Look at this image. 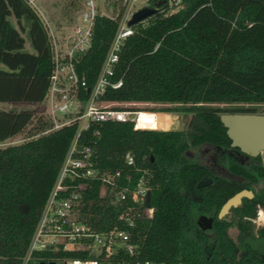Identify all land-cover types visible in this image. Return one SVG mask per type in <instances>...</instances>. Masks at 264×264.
<instances>
[{
  "label": "trees",
  "instance_id": "trees-1",
  "mask_svg": "<svg viewBox=\"0 0 264 264\" xmlns=\"http://www.w3.org/2000/svg\"><path fill=\"white\" fill-rule=\"evenodd\" d=\"M172 1L147 0L146 6L156 11L134 24L113 76L122 84L109 87L103 98L163 104L154 110L191 112L188 122L172 129H135L131 121L92 122L82 131L79 146L95 147L102 171L121 170L134 179L146 172L150 204L157 211L134 229L133 242L144 257L164 264H252L259 261L254 256L260 241L254 218L258 204H264V167L226 157L234 174L229 177L190 151L203 145L230 148L220 115L258 112L253 106L238 110L220 103L264 104V0H182L180 10L167 14ZM119 3L106 0L105 9L115 13ZM119 17H97L92 47L76 65L89 87ZM24 33L34 51L25 49ZM0 62L8 66L0 69V101L45 100L54 68L51 38L43 17L27 0H0ZM87 95L85 89L82 99ZM52 126L42 111L0 109V264H21L78 127L72 123L50 130ZM18 135L22 141L10 142ZM128 156L134 164H128ZM206 177L212 182L198 186ZM260 179L263 186L255 198H244L229 215L217 216L227 198ZM119 212L118 205L100 196L99 181H92L82 210L85 220L108 228ZM202 214L210 216V229L202 226ZM258 231L264 233L263 228ZM80 257L88 255L61 248L34 254L35 264Z\"/></svg>",
  "mask_w": 264,
  "mask_h": 264
},
{
  "label": "built area",
  "instance_id": "built-area-1",
  "mask_svg": "<svg viewBox=\"0 0 264 264\" xmlns=\"http://www.w3.org/2000/svg\"><path fill=\"white\" fill-rule=\"evenodd\" d=\"M27 1L43 17L51 38L54 68L45 98L48 116L53 121L50 130L72 123H77L78 127L21 264H35V252L54 248L88 255L57 261L58 264H164L144 257L142 249L133 242L137 222L153 218L157 211V207L150 204L151 195L149 200L147 198L151 190L146 172L134 179L132 173L123 175L121 170L102 171L96 166L95 147L79 146L82 131L92 122L131 121L135 129H165L158 122V112L139 107L140 102L103 98L109 87L122 84V79L114 80L113 76L119 50L135 31L128 21L139 9L140 0H119L115 13L105 9L106 0H83L81 9L69 24L61 27L54 26L44 14L41 0ZM120 6H123L121 12ZM182 6V0H173L166 13H175ZM119 14V25L109 51L94 84L89 87L76 65L92 47L97 17L116 18ZM85 89L88 95L82 99ZM128 164H134L132 156H128ZM94 180L99 181L100 196L108 197L120 207L114 224L108 228H99L85 220L82 214L86 191Z\"/></svg>",
  "mask_w": 264,
  "mask_h": 264
},
{
  "label": "water",
  "instance_id": "water-1",
  "mask_svg": "<svg viewBox=\"0 0 264 264\" xmlns=\"http://www.w3.org/2000/svg\"><path fill=\"white\" fill-rule=\"evenodd\" d=\"M155 8L144 6L133 13L132 18L128 21L129 25H134L147 17L154 14ZM220 119L227 128V134L231 139V146L239 148L242 152L250 156L262 155L264 160V114L248 113V112H224L220 115ZM182 123L179 124L181 128ZM210 178L201 180L198 186L209 184ZM151 191L148 192V200ZM253 191L242 189L225 200L219 210V217H225L233 207L239 206L244 197H252ZM259 250L264 254V246ZM40 264H58L57 261L41 262Z\"/></svg>",
  "mask_w": 264,
  "mask_h": 264
},
{
  "label": "rangeland",
  "instance_id": "rangeland-1",
  "mask_svg": "<svg viewBox=\"0 0 264 264\" xmlns=\"http://www.w3.org/2000/svg\"><path fill=\"white\" fill-rule=\"evenodd\" d=\"M70 1L72 0H41L40 6L44 14L49 18L54 26H64L69 24L70 18L76 15V12H78L81 9L82 0H74L75 6L70 5ZM103 1V0H98ZM147 0H140L138 2V8L146 6ZM15 22V19H13ZM26 37V44L25 49L29 51H34L30 40L26 36L27 33H24ZM0 69H8V66L0 62ZM221 106L231 107L233 109L240 108H247V107H256L257 113H264V104H249V103H220ZM139 107L154 110L156 108L164 107L163 104H157V103H151V102H140ZM0 109H35L38 111H42L47 113L49 111V106L46 100L42 102L32 103V102H6V101H0ZM156 112L162 113V118L167 121V127L168 129L177 128L179 127V124L182 123V126L188 122L190 116L192 115L191 112H184L181 110H168V111H158L154 110ZM237 112V111H236ZM48 114V113H47ZM181 126V127H182ZM24 137L22 135H18L14 137L10 142H20L22 141ZM8 144L5 143L4 145ZM212 153V152H211ZM263 208V207H262ZM261 209V208H260ZM255 223V222H254ZM258 223H255V228L257 229ZM236 230L231 229V233L233 235L236 234Z\"/></svg>",
  "mask_w": 264,
  "mask_h": 264
},
{
  "label": "flooded vegetation",
  "instance_id": "flooded-vegetation-1",
  "mask_svg": "<svg viewBox=\"0 0 264 264\" xmlns=\"http://www.w3.org/2000/svg\"><path fill=\"white\" fill-rule=\"evenodd\" d=\"M262 114H264V113H262ZM190 154L192 157H195L199 162H202L206 165H210L220 175H225V176H229V177H234V174L231 173L228 170V168L226 167V157H229L234 162L239 163V164L244 165V166L245 165L246 166L256 165V166H263L264 167V160H263L262 155L250 156V155H247L244 152H242L239 148L233 147V146H231L230 148H218V147L214 148V147H210L208 145H203L197 149L191 150ZM208 178L211 179V181L209 182V184H210L212 182L211 177H206L202 180H207ZM204 186H206V185H204ZM262 186H263V181H262V179H260L257 182L252 183V187L243 188V189H249V190L253 191L252 197H244V198H247V199L255 198L258 195ZM244 198H243V200H244ZM262 207L264 209V204H258L257 215L254 218V222L258 223V227L256 229V231L258 232L257 238L260 239V241L257 245V251H256V253H254V256L259 258V261L252 263V264H264V254H262L261 251L259 250V247L261 248L262 246H264V233L261 234L258 231L261 228L264 229V222H260V220H259V213H260V210L262 209ZM220 208H219V210H220ZM219 210L217 212L218 217H219V215H218ZM230 212H231V210H230ZM229 213L227 215H229ZM204 215L205 214L201 215L200 222H202L203 227H205L206 229H210V227H209V225H210L209 217L210 216L205 217ZM236 238H238V236H236Z\"/></svg>",
  "mask_w": 264,
  "mask_h": 264
},
{
  "label": "bare ground",
  "instance_id": "bare-ground-1",
  "mask_svg": "<svg viewBox=\"0 0 264 264\" xmlns=\"http://www.w3.org/2000/svg\"><path fill=\"white\" fill-rule=\"evenodd\" d=\"M156 115L158 117L159 124L162 125V126H166L167 125V121L162 118V113L158 112V113H156ZM259 220L261 222H264V209L263 208L260 210Z\"/></svg>",
  "mask_w": 264,
  "mask_h": 264
},
{
  "label": "crops",
  "instance_id": "crops-1",
  "mask_svg": "<svg viewBox=\"0 0 264 264\" xmlns=\"http://www.w3.org/2000/svg\"><path fill=\"white\" fill-rule=\"evenodd\" d=\"M165 129H167V127H165Z\"/></svg>",
  "mask_w": 264,
  "mask_h": 264
}]
</instances>
